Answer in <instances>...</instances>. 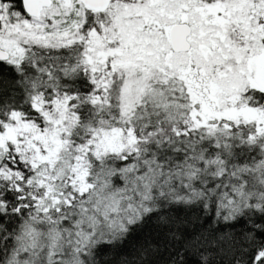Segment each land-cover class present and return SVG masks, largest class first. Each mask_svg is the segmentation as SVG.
Here are the masks:
<instances>
[{"label": "snow or ice", "instance_id": "obj_1", "mask_svg": "<svg viewBox=\"0 0 264 264\" xmlns=\"http://www.w3.org/2000/svg\"><path fill=\"white\" fill-rule=\"evenodd\" d=\"M0 264H264V0H0Z\"/></svg>", "mask_w": 264, "mask_h": 264}]
</instances>
